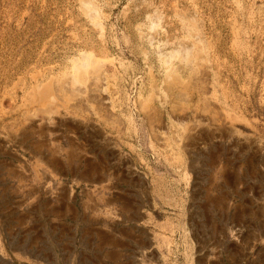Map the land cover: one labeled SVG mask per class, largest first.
I'll return each instance as SVG.
<instances>
[{
	"label": "rangeland",
	"instance_id": "obj_1",
	"mask_svg": "<svg viewBox=\"0 0 264 264\" xmlns=\"http://www.w3.org/2000/svg\"><path fill=\"white\" fill-rule=\"evenodd\" d=\"M190 30L207 70L171 85ZM83 53L113 114L62 89ZM0 264H264V0H0Z\"/></svg>",
	"mask_w": 264,
	"mask_h": 264
},
{
	"label": "bare ground",
	"instance_id": "obj_2",
	"mask_svg": "<svg viewBox=\"0 0 264 264\" xmlns=\"http://www.w3.org/2000/svg\"><path fill=\"white\" fill-rule=\"evenodd\" d=\"M80 8H81V6H80ZM82 14L84 17H86L88 19V21L93 26V28H96L101 33L104 32L103 31V23L101 22V19H100L101 16H100L99 8L94 3H88L86 1H84L82 3ZM158 28H160V27H158ZM150 31H151V29H150ZM190 31H192V33H190L191 36L188 37V39H185L182 42H180V44H178L176 51H174L170 54H167L163 57L164 61H165L164 63H165L166 69H167L166 70L167 78H166V76H165V78H166V80H168V82L171 85H177L178 83H180L181 74L183 72L185 73V71H187V70H189L191 72L193 71L196 73H199V71H201V70L202 71L207 70L204 52H203L204 50L199 46V39L200 38L198 37L197 33L194 30H190ZM153 35H154V33H153ZM150 42L152 44V41H150ZM72 63H73L72 65H74V74L72 73L73 75L70 78H66L65 80L63 79L64 81L61 84L62 89L71 90V92L74 93V95H75L74 97L76 99L78 98L80 100H86L88 98V96H90L93 101H100L105 106L107 111L110 114H113L114 109H113V104H112L111 97H110V83H111L110 80L111 79H110V76H108V74L105 73V66L107 64L106 61L103 59H97L90 53H83L79 57L74 58L72 60ZM164 63H163V65H164ZM204 75H208V74H204ZM87 77L89 78L88 80L86 79ZM52 88H53V86L50 83L49 84L37 83L32 87V90L29 93L30 100L32 101L33 105L39 107L37 109L38 111L37 112L35 111L34 117L36 120H40L44 123L49 122L55 118L53 115L58 110L56 107L61 108L60 106H56L58 104L55 105V103H53V98H54L53 94L54 93H52ZM157 94L159 95V93H156V95ZM160 94H162V93H160ZM62 95H64V94H62ZM74 97H72L73 100H75ZM60 101L62 102V100H60ZM95 108L93 107V109L91 111L93 114H95V111H96ZM222 116H224V119L226 120V122H228L229 117L226 115H222ZM180 117H181V115H180ZM104 119H108V118H104ZM198 123H199V121H198ZM227 126L229 127L230 123H227ZM95 128H97V127H95ZM99 137H101V136H99ZM103 137H104V135H103ZM96 139H99V138H96ZM163 140H164L163 141L164 144L168 143L167 139H163ZM179 142H181V141H179Z\"/></svg>",
	"mask_w": 264,
	"mask_h": 264
}]
</instances>
